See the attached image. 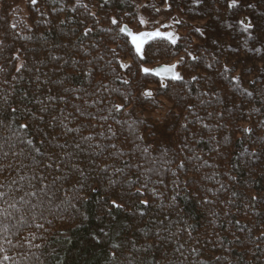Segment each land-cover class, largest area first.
<instances>
[{"label":"trees","instance_id":"trees-1","mask_svg":"<svg viewBox=\"0 0 264 264\" xmlns=\"http://www.w3.org/2000/svg\"><path fill=\"white\" fill-rule=\"evenodd\" d=\"M136 4L0 0V264H264V0Z\"/></svg>","mask_w":264,"mask_h":264},{"label":"rangeland","instance_id":"rangeland-1","mask_svg":"<svg viewBox=\"0 0 264 264\" xmlns=\"http://www.w3.org/2000/svg\"><path fill=\"white\" fill-rule=\"evenodd\" d=\"M137 1V16L140 22L129 23V26L133 31L138 32L144 29L155 30L159 29L162 32L169 31L176 33L177 27L174 26L175 16L173 14L162 12L163 9L168 7V4L171 3L172 0H157L154 1L153 7L150 8V11H146V6H144L143 2L147 0H136ZM193 2V1H192ZM24 1H20L17 6L16 13L18 14L20 9V14H25ZM152 7V6H151ZM143 21L144 23H141ZM168 111V107L164 102L159 103V107L153 110H145L143 111L144 116L151 122L155 124H160L165 118V114ZM141 113V112H140Z\"/></svg>","mask_w":264,"mask_h":264},{"label":"snow or ice","instance_id":"snow-or-ice-1","mask_svg":"<svg viewBox=\"0 0 264 264\" xmlns=\"http://www.w3.org/2000/svg\"><path fill=\"white\" fill-rule=\"evenodd\" d=\"M32 2L35 3L36 0H32ZM229 6L231 7L233 5H229ZM113 23H115V20H113ZM141 23H144V22L141 21ZM247 27H252V25L249 24V25H247ZM121 31H124V29H121ZM129 35H131L132 44L135 46L137 53H140L142 45L145 42V37L152 38V37H158V36H162L163 35V36H166L169 39L172 38V34L171 33L162 34V33L158 32V31L157 32H153V33H140L139 35H133V34L129 33ZM172 43H175L174 39H172ZM174 67L175 66L173 65L172 67L164 68L162 71L166 72V73H173V68ZM142 71L145 72V73H148L149 69L143 68ZM157 74H159V73H157ZM172 78L173 79H180V76L178 74H176V73H173L172 74ZM13 111H15V109ZM20 127L21 128H27L28 125L27 124H22V125H20ZM29 143H31V141H29ZM142 203H147V201H142ZM113 206L117 207V208L120 207V205H117L115 203V201H113Z\"/></svg>","mask_w":264,"mask_h":264},{"label":"water","instance_id":"water-1","mask_svg":"<svg viewBox=\"0 0 264 264\" xmlns=\"http://www.w3.org/2000/svg\"><path fill=\"white\" fill-rule=\"evenodd\" d=\"M121 29H124V31H122V33L129 37V40H130L131 44H132V40H131V35H129V33H131L133 35H139L140 33H152L151 31H146V30L134 32L132 30V28L129 25H127V24H122ZM150 39L151 38L145 37V42L143 43L141 50L143 49L144 44L147 41H149ZM132 46L136 50V48H135V46L133 44H132ZM173 65L175 66L173 68V73H176V64L175 63H161V64L154 65L152 67H149L147 69H149L148 73L150 75H152L153 77H155V78L163 79V80L173 79L172 78V74L173 73H166V72L162 71L164 68L172 67ZM157 73H159V74H157Z\"/></svg>","mask_w":264,"mask_h":264},{"label":"flooded vegetation","instance_id":"flooded-vegetation-1","mask_svg":"<svg viewBox=\"0 0 264 264\" xmlns=\"http://www.w3.org/2000/svg\"><path fill=\"white\" fill-rule=\"evenodd\" d=\"M144 30H146V31H151L152 33H153V32H157V31L160 32V33H162V31L159 30V29H155V30L144 29ZM141 31H142V30H141ZM134 32H135V31H134ZM152 38H154V37H152ZM152 38H151V39H152ZM160 80L163 81V79H160Z\"/></svg>","mask_w":264,"mask_h":264}]
</instances>
